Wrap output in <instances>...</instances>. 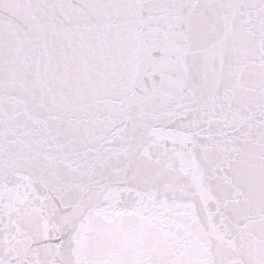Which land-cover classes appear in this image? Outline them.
<instances>
[{
	"label": "snow or ice",
	"instance_id": "obj_1",
	"mask_svg": "<svg viewBox=\"0 0 264 264\" xmlns=\"http://www.w3.org/2000/svg\"><path fill=\"white\" fill-rule=\"evenodd\" d=\"M0 264H264V0H0Z\"/></svg>",
	"mask_w": 264,
	"mask_h": 264
}]
</instances>
